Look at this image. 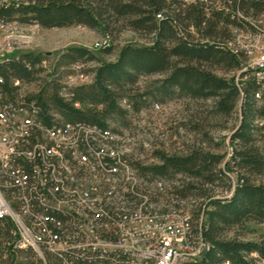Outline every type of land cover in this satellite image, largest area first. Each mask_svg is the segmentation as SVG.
<instances>
[{"label":"trees","instance_id":"trees-1","mask_svg":"<svg viewBox=\"0 0 264 264\" xmlns=\"http://www.w3.org/2000/svg\"><path fill=\"white\" fill-rule=\"evenodd\" d=\"M13 1L0 8V20L45 29L81 25L103 34L107 33L111 23H115L122 24V29L150 38V43L144 46L125 45L114 62L101 61L87 48L70 47L61 54L52 72L47 74L46 86L34 96L46 125L64 131L67 124H72L76 127L75 134H81L82 124L113 132L110 146L104 151L105 160L114 159V163H110V171L118 168L121 172L117 177L107 175L113 182L121 181L126 168L124 160L133 159L138 151V147H133L132 138L123 136L120 139L122 132L110 128L112 122L119 127H129L128 112L121 107L124 98L129 100V106L135 113L146 109L148 101L164 104L173 99L210 101L211 115L219 118H228L239 106L240 123L231 136L234 150L230 161L224 162L223 156L205 152L199 146L179 155L155 150L148 157L143 150L146 160L151 158L158 163L147 164L144 161L143 167L138 165V169L147 181L176 182V193L184 199L185 205L194 202L187 200L192 194L200 197L207 195L205 187L208 185H219L224 181L226 191H230L232 180L227 170L234 169L237 180L231 196L209 199L207 207L210 209L205 212L207 218L206 224L203 222L204 227L201 225L202 219L196 224L191 219L195 238L205 241L208 247L202 259L194 264H264V240L255 243L226 239V233L233 227L250 221L264 225V184H256L252 179L264 175V91H261L262 83L254 78H249L243 84L242 91L239 89L236 79L241 60L229 49V43H234L232 28L254 30L250 24L264 22V0ZM237 12L247 21L237 20ZM101 50L110 54L112 48L108 46ZM42 63L41 56L31 53L5 61L0 67L5 80L4 90L11 92L14 79L34 81L39 73L46 70L42 68ZM81 63L96 64L90 70L93 75L91 83L72 88L69 90L70 98H63L62 78L72 73L75 75L76 69L72 68L71 71V67ZM214 68L235 72L236 76L233 79L219 77L214 73ZM81 74L86 77L83 70ZM157 75L163 77L150 83L142 94H132V89L142 78ZM258 91L260 99L257 98ZM36 140H40L45 152H52V143L43 140L42 133H36ZM56 148L60 150H55V158H65L63 150L67 149L58 145ZM83 151L94 166L100 165L99 155H92L91 150ZM222 164L226 169L220 167ZM68 166L72 172L65 166V173L70 175L71 185H66V189H85L89 195H94L99 204L113 208L117 218L133 212L134 206L129 204L137 203L135 193L127 195V200H110L108 195L99 193L98 185L103 182L104 191L114 192L111 183L105 182V179L98 182L87 179L88 173L82 172L81 168ZM178 176L185 177L189 182L180 186ZM161 198H164L162 203ZM165 200L166 207L178 204L176 195L160 194L156 205H151V210L166 212L163 210ZM54 213L67 217L57 211ZM200 214L201 210L197 211L198 220ZM13 227L10 220L0 221V263L30 264L18 261L25 255L26 258H33L35 263L43 264L33 250L13 251L7 246L12 239ZM31 229L39 233V228ZM253 254L257 257L253 258ZM48 258L50 264H57L52 257Z\"/></svg>","mask_w":264,"mask_h":264},{"label":"built area","instance_id":"built-area-1","mask_svg":"<svg viewBox=\"0 0 264 264\" xmlns=\"http://www.w3.org/2000/svg\"><path fill=\"white\" fill-rule=\"evenodd\" d=\"M7 2L14 1L0 0V8ZM236 19L247 21L239 12ZM10 23L17 22L0 20V28ZM250 25L254 30L232 28L234 43H229L230 51L241 60L237 77L241 91L249 78L264 79V25L257 22ZM241 36L246 40L244 45ZM247 53H254L253 61H246ZM23 54L1 53L0 67L9 58H20ZM44 65L45 62L41 66L46 69ZM72 68L82 65H73L71 71ZM75 77L71 75L62 83L63 98H70L69 90L77 87L73 83ZM4 83L0 72V221L13 223L12 239L7 243L11 250H33L43 264H48L47 257L57 264H188V260L204 255L207 243H195L190 215L180 214V206L185 203L176 193V182L147 181L140 174L138 165L149 163L143 147L138 148L133 159L124 160L125 172H129L128 189L107 192L103 190V182L98 185L99 193L108 195L110 200H127L128 193H135L137 203L129 204L134 206L132 218L118 219L117 212L94 201V195L66 193V185L71 182L65 166L70 162L79 163L85 173L117 177L118 171H110L114 160L104 159L113 132L85 124L81 134H74L72 124H67L66 132H58L56 126L43 122L35 95L29 93L30 82L12 80L10 93L4 90ZM257 98H261L259 91ZM36 133H48L52 152L40 149ZM56 141H71V148L63 150V159L55 158V150H60ZM83 150L100 156L99 167L89 168ZM235 185L232 182L231 190L226 192H233ZM160 194L178 197V204L173 207H166L163 202L167 217L151 213V205L158 202ZM79 198H86V205H79ZM10 203L20 205V214L11 213ZM54 205L73 209V216L59 217L54 213ZM69 224H76V231H69ZM31 228H39V237H31ZM151 236H161V243H151Z\"/></svg>","mask_w":264,"mask_h":264},{"label":"rangeland","instance_id":"rangeland-1","mask_svg":"<svg viewBox=\"0 0 264 264\" xmlns=\"http://www.w3.org/2000/svg\"><path fill=\"white\" fill-rule=\"evenodd\" d=\"M249 20L254 21L253 19ZM257 23L261 26L264 25V22L257 21ZM107 35L108 37H106ZM240 41L243 45L246 43L243 36H241ZM254 42H257L256 39ZM149 43L150 38L146 35L122 29V24L115 23L110 24L106 34L81 25L52 29L15 25L0 28V54H7V52H12V54L31 53L41 56L43 62H45L46 70L39 73L34 81L30 82L29 92L33 95L40 93L46 86L45 80L48 76V70L55 67L61 54L70 47L87 48L99 56L101 61L114 62L125 45L144 46ZM108 46L112 48L111 53H103L101 49ZM250 57V61H253L254 53H251ZM81 65L82 68H75L76 77L73 83L77 87L91 83L93 75L90 70L96 66L95 63H81ZM82 70L86 77L81 74ZM214 73L226 79H233L236 76L235 72H224L218 68H214ZM72 75L74 74L72 73ZM68 77L62 78L61 83ZM162 77L157 75L142 78L138 85L132 89V94H142L147 90L150 83ZM129 104L127 98L121 101V107L128 112L129 127H119L117 123L112 122L110 128L122 132L124 137L132 138L133 147H143L148 157L155 150H161L170 155H179L186 154L193 147L199 146L205 152L223 156L224 162L232 159L234 147L231 136L240 123L239 106L228 118H219L211 115L212 102L210 101L196 102L189 99H173L164 104L148 101V107L139 113H135ZM56 118L58 119L57 116ZM258 146H260V143H258ZM149 163H158V161L153 162L150 158ZM220 167L226 169L224 164ZM227 173L232 182L236 183V171L229 169ZM252 179L256 184H264V175L262 177L254 176ZM177 180L180 186H185L189 182L188 179L182 176H178ZM225 184L226 182L223 181L219 185L217 183L214 186L208 185L205 187L207 195L200 197L195 193V195L189 196V199L187 198V200L194 201L185 205L184 208L185 215L192 216L193 224H196L200 219L205 223L207 218L205 212L210 209V207H207L210 198L226 199L231 196V193L226 192L227 185ZM200 210L201 214L198 220L196 213ZM31 237L34 236L31 234ZM226 239L260 243L264 240V225L256 221H250L241 226L233 227L226 233ZM36 257L39 258V255L36 254ZM18 261L37 264L33 258H26L25 255L20 257ZM47 261L50 264V258L47 257Z\"/></svg>","mask_w":264,"mask_h":264},{"label":"bare ground","instance_id":"bare-ground-1","mask_svg":"<svg viewBox=\"0 0 264 264\" xmlns=\"http://www.w3.org/2000/svg\"><path fill=\"white\" fill-rule=\"evenodd\" d=\"M9 3V2H7ZM10 25H15V26H19L18 24L16 23H10ZM24 27H27V26H24ZM30 27V26H29ZM4 28V27H3ZM251 55V53H247L246 54V61H250L251 57L249 58V56ZM13 58H9V60H11ZM8 61V60H6ZM238 77V76H237ZM257 80H259L261 83H262V87H261V91H264V79L263 78H256ZM236 83L239 85V81L236 79ZM30 93V92H29ZM80 126H78L79 128ZM57 128V127H56ZM64 129V128H62ZM82 130V128H80ZM67 131V126L65 127V130H61V129H58V132H66ZM79 131V130H78ZM76 132V127H74V134ZM81 133V132H80ZM43 134V140H48L49 141V135L48 133H42ZM112 136V135H111ZM117 138V137H116ZM114 139V138H113ZM42 140V141H43ZM114 141V140H113ZM43 143V142H42ZM56 145L60 146V147H64L65 149L67 148H71V141H56ZM52 147V146H51ZM40 149L43 150V152H45V148L44 146H42V144H40ZM49 149V148H48ZM111 149V148H110ZM112 152V151H111ZM119 152V151H118ZM127 152V151H126ZM105 154V153H104ZM114 154V152H113ZM61 156V155H60ZM112 156V154H111ZM114 156V155H113ZM117 156V155H116ZM115 156V157H116ZM83 158H84V161L88 162V165H89V168H97L99 166H94L91 162V158L86 154L85 151H83ZM57 159V157H56ZM109 160V159H108ZM114 160V159H113ZM95 164V163H94ZM68 165H71L73 166L74 168H81V165L77 162H70L68 163ZM114 167V166H113ZM66 168H68L69 171L72 172V169L71 167L69 166H66ZM124 169V167H123ZM126 169V168H125ZM77 170V169H76ZM113 171H119L118 168L114 169ZM124 172V171H123ZM69 173V172H68ZM121 173V172H120ZM88 178L87 179H92L93 181H101L102 179H105V182H109L112 184L113 186V190H117V191H124L125 189H128V185H129V172H124L122 175H121V181L120 182H113L112 180H110V177H108L107 175H101V173H88ZM91 176V177H90ZM87 177V176H86ZM119 178V177H118ZM73 180V179H72ZM115 180V178H114ZM116 181V180H115ZM113 182V183H112ZM75 189V188H74ZM66 193H71V195H86V194H89L85 189L81 190V189H75L73 191L69 190V189H66ZM130 194H133V193H128L127 195H130ZM232 194V192H231ZM168 194H163V196H166ZM132 197V196H131ZM166 199V198H165ZM94 201H97V199L94 197ZM161 203L162 201H164V198H161L160 199ZM135 202V201H134ZM133 202V203H134ZM166 202V200H165ZM99 203V202H98ZM125 204V203H124ZM79 205H86V198H79ZM156 205V204H155ZM122 206V205H121ZM158 206V205H157ZM123 207V206H122ZM158 209V208H157ZM10 211L12 214H20V205H18L17 203H10ZM54 211H57V212H60L66 216H73V209L71 208H67L65 207L64 205H54ZM124 211V210H123ZM133 213H134V210L133 212H129V213H126L125 216H121V217H118V219H130L133 217ZM151 213H160V217H167V211L166 212H162L161 209L160 210H151ZM190 213V212H189ZM180 214L182 215H185L186 214V211L184 208H181L180 209ZM61 215V214H60ZM191 219H192V216L190 217V228H191V231H193L192 229V224H191ZM202 226L205 225L203 224V221H202ZM69 227L73 230V231H76V224H69ZM204 227V226H203ZM202 227V228H203ZM69 228V230H70ZM71 230V231H72ZM31 234L32 236L34 237H39V233L32 230L31 229ZM198 239V238H197ZM195 238V243H202V240H197ZM151 243H161V236H151ZM207 245L205 246L204 250L207 249ZM202 256L201 255L199 257V259H194V260H188V264H194V263H197L198 261H200L202 259ZM226 264H229V263H226Z\"/></svg>","mask_w":264,"mask_h":264}]
</instances>
